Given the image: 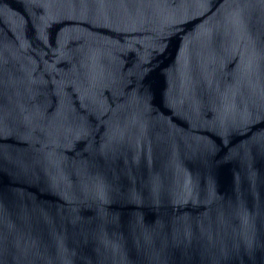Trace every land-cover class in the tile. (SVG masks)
<instances>
[{"label":"water","instance_id":"1","mask_svg":"<svg viewBox=\"0 0 264 264\" xmlns=\"http://www.w3.org/2000/svg\"><path fill=\"white\" fill-rule=\"evenodd\" d=\"M0 264H264V0H0Z\"/></svg>","mask_w":264,"mask_h":264}]
</instances>
